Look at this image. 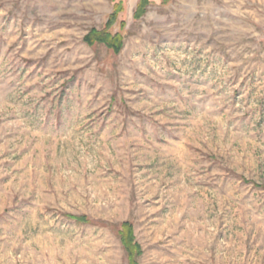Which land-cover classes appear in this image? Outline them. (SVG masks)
<instances>
[{"label": "rangeland", "instance_id": "374dc122", "mask_svg": "<svg viewBox=\"0 0 264 264\" xmlns=\"http://www.w3.org/2000/svg\"><path fill=\"white\" fill-rule=\"evenodd\" d=\"M138 3L0 0V264H264V0Z\"/></svg>", "mask_w": 264, "mask_h": 264}, {"label": "trees", "instance_id": "16d2710c", "mask_svg": "<svg viewBox=\"0 0 264 264\" xmlns=\"http://www.w3.org/2000/svg\"><path fill=\"white\" fill-rule=\"evenodd\" d=\"M147 3L148 0H139L135 11L136 17H139L145 11ZM83 39L89 45L93 43L104 44L114 52L120 51L123 46V36L120 33H111L106 26L101 30L91 28ZM71 218L75 219L77 222H85L87 220L84 215H73ZM121 236L124 246L128 251L129 264H137L135 256L139 254V246L133 242L132 228L128 222L122 223Z\"/></svg>", "mask_w": 264, "mask_h": 264}]
</instances>
